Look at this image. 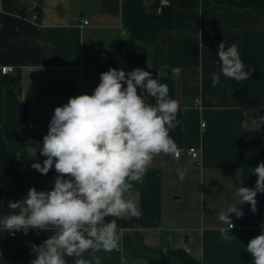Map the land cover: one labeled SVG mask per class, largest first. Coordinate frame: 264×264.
I'll return each mask as SVG.
<instances>
[{"label": "crops", "instance_id": "crops-1", "mask_svg": "<svg viewBox=\"0 0 264 264\" xmlns=\"http://www.w3.org/2000/svg\"><path fill=\"white\" fill-rule=\"evenodd\" d=\"M156 2L0 0V28L9 36L0 51V218L11 212L9 200L23 199L32 187L49 191L56 177L31 167L43 164L45 157L39 143L24 133L23 105L29 126L46 135L56 107L71 97L91 95L98 86L94 52L117 48L122 38L132 36L148 48L145 70L154 79L160 82L167 69L175 78L183 115L182 153L178 160L157 156L143 184L133 189L142 214L123 218L129 225L119 227V249L88 252L85 258L90 264H148L166 248H183L202 264H252L245 249L261 234L264 193L257 194L256 213L245 203L238 205L241 218L230 214L239 225L229 233L234 239L220 238L219 228L226 225L218 217L239 203L237 188L255 186L252 169L264 162V125L252 123L264 116V7L216 0L183 7L180 0H166L174 9V27L168 29L154 16ZM223 40L236 43L242 61L256 70L241 82L221 75L213 87L210 75L220 72L221 64L209 50L217 53ZM3 65L14 70L2 73ZM242 130H257L260 145L242 148ZM189 147L197 148L199 162L187 153ZM178 168L187 169L182 182ZM48 235L37 229L27 235L0 230V264H30L32 245L39 246Z\"/></svg>", "mask_w": 264, "mask_h": 264}, {"label": "clouds", "instance_id": "clouds-1", "mask_svg": "<svg viewBox=\"0 0 264 264\" xmlns=\"http://www.w3.org/2000/svg\"><path fill=\"white\" fill-rule=\"evenodd\" d=\"M217 55L221 67L210 75L213 87L221 75L241 82L256 70L242 61L236 43L228 45L223 40ZM180 110L168 85L154 79L150 71L109 68L101 73L91 95L69 98L54 109L49 121L39 150L45 159L31 167L44 175L54 167V186L49 191L32 187L23 199L9 200L11 212L0 218V230L50 233L39 246L32 245L35 259L30 264H68L67 258L73 264H90L85 253L118 250L121 229L117 220L142 214L133 197L135 186L143 184L157 156L177 160L181 156L170 135L180 122ZM252 123L264 125V116ZM176 172L182 182L187 169ZM252 173L257 177L255 186L237 188L239 203L219 213V221L226 225L219 228L221 239L235 238L229 234L234 228L230 214L237 219L243 216L238 205L247 203L257 212V194L264 193V162ZM260 227L261 234L250 239L245 249L253 257L252 264H264V223Z\"/></svg>", "mask_w": 264, "mask_h": 264}, {"label": "trees", "instance_id": "trees-1", "mask_svg": "<svg viewBox=\"0 0 264 264\" xmlns=\"http://www.w3.org/2000/svg\"><path fill=\"white\" fill-rule=\"evenodd\" d=\"M220 3H233L237 6H255L264 7V0H216ZM199 0H180V5L183 7H192L198 4ZM156 7L159 6V0L155 3ZM173 6L165 4L161 6L160 12L155 13V18L158 20L159 25L163 28L172 29L174 27L173 22ZM9 36L4 33L0 28V51L3 45L8 41ZM213 49L209 50V54L212 58L217 57V53ZM148 48L137 41L134 37L128 36L122 38L119 46L114 49L97 50L92 57V64L99 68L100 74L105 72L108 67H117L124 71H131L135 68L146 69L148 65ZM100 83V79L98 84ZM160 83L167 84L169 87V95L172 99L176 100V82L170 70L165 72L160 77ZM23 127L26 137L39 143L42 146L43 136L39 130L33 129L29 126L27 120V108L23 105ZM180 112L178 114V120L180 121L178 126L171 130L170 135L173 137L177 145L180 147L183 137V115L182 108L180 106ZM241 146L242 148H253L260 145V136L257 130H242L241 132ZM48 173L57 175L55 171H49ZM111 219V218H109ZM119 227L128 226L127 220L120 218L117 220ZM68 264H73L72 258H67ZM202 264L197 258L192 256L183 248H166L165 251L158 257L150 259L148 264Z\"/></svg>", "mask_w": 264, "mask_h": 264}, {"label": "built area", "instance_id": "built-area-1", "mask_svg": "<svg viewBox=\"0 0 264 264\" xmlns=\"http://www.w3.org/2000/svg\"><path fill=\"white\" fill-rule=\"evenodd\" d=\"M165 4H167L166 3V0H159V6H158V8H157V11L158 12H160V10H161V6L162 5H165ZM77 20H79L82 24H88V20L87 19H85V18H83L82 16H78L77 17ZM12 70H14V67L13 66H10V65H3V66H1V72L2 73H6V72H9V71H12ZM199 102V100L198 99H196L195 100V103H198ZM203 126H204V124H202ZM180 148V147H179ZM181 149V148H180ZM181 153H182V149H181ZM187 153L189 154V155H191V157L196 161V162H199L200 161V154H199V151L197 150V148L196 147H189L188 148V150H187ZM234 224V223H233ZM234 227H239V225H236V224H234ZM17 232H15L14 234H12V235H15Z\"/></svg>", "mask_w": 264, "mask_h": 264}]
</instances>
